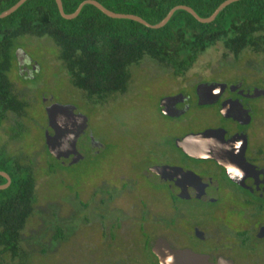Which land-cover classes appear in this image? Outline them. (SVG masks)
Returning <instances> with one entry per match:
<instances>
[{"label": "flooded vegetation", "instance_id": "flooded-vegetation-1", "mask_svg": "<svg viewBox=\"0 0 264 264\" xmlns=\"http://www.w3.org/2000/svg\"><path fill=\"white\" fill-rule=\"evenodd\" d=\"M263 50L245 49L239 55L224 50L239 64L217 65L193 77H188L193 67L175 74L160 64L164 73L147 74L130 97L132 67L126 91L119 83L104 102L98 94L87 96L61 69L56 72L61 96L75 99L85 111L44 93L45 151L47 108L54 104L74 106V113L86 116L91 128L108 119L113 125L109 136L118 137L109 143L96 138L102 147L89 145L90 154L77 164L98 157L100 169L78 188L72 189L66 177L82 223L75 222L71 232L58 223L55 242L72 240L73 262L161 264L155 249L167 245L203 255L214 264H264V72L245 64L251 53ZM29 68L35 77L28 71L26 78L19 75L39 78L40 71ZM213 82L228 85L216 89ZM121 98L130 101L115 106ZM26 99L32 108L38 102L32 91ZM132 115L135 126L129 120ZM219 143L229 145L235 166L230 173L216 158L213 148Z\"/></svg>", "mask_w": 264, "mask_h": 264}, {"label": "trees", "instance_id": "trees-1", "mask_svg": "<svg viewBox=\"0 0 264 264\" xmlns=\"http://www.w3.org/2000/svg\"><path fill=\"white\" fill-rule=\"evenodd\" d=\"M18 1L0 0V14ZM83 1L62 0L65 13L75 12ZM96 1L115 12L138 15L154 25L175 6H190L207 18L226 0ZM25 36L52 40L75 86L87 96L98 94L104 102L116 91L113 86L120 83V90L126 91L131 68L145 59L168 65L175 74H182L196 64L201 54L219 43L236 55L245 49H263L264 0L236 1L210 23L199 22L186 10L178 9L161 28L111 18L92 4H85L77 17L65 19L56 0H27L0 20V123L9 115L25 118L32 108L9 75L18 66L16 52L20 48L16 41ZM11 131L10 141L14 142L26 129L13 127ZM8 145L0 142V171L11 177L9 187L0 189V256L26 264L22 234L35 212L37 176L29 155H19ZM51 158V172L66 168ZM6 182L0 175V185Z\"/></svg>", "mask_w": 264, "mask_h": 264}, {"label": "rangeland", "instance_id": "rangeland-1", "mask_svg": "<svg viewBox=\"0 0 264 264\" xmlns=\"http://www.w3.org/2000/svg\"><path fill=\"white\" fill-rule=\"evenodd\" d=\"M16 44L40 67V76L35 80H26L15 69L10 72V79L15 84L16 90L21 92L24 98H27L32 91L33 96L38 99V102L33 108L28 110L27 117L17 119L15 116L9 115L0 124V142H7L9 149L19 155H29L34 163L37 176L35 212L28 221L22 234L21 245L26 257L25 261L26 264H83L73 262L74 259L71 257L73 248L72 240L59 245L55 242V227L60 223L68 227L69 232H71L75 222L77 224L82 223L78 213V200L69 194L68 185L71 182L72 189L75 190L78 188L94 169H100V159L98 157H92L88 161L77 165L67 166L63 169L58 168L55 172L49 170L50 164L53 161L44 148L45 136L42 131L46 127V115L41 105V98L45 93L46 96H54L55 100L59 102H71L76 106L80 105L73 98L62 97V93H59L58 88H56L58 84L56 72L59 69L63 71L67 79L69 77L62 61L58 57V48L52 40L25 36L17 40ZM238 62H234L233 57L226 54L222 44L219 43L199 56L196 64L189 71L188 77L208 73L210 69L217 65L233 66L239 64ZM245 64L254 72H264V50L258 55L251 53V57ZM165 70L166 68H163L159 63L149 59H145L139 65L133 66V93H130L131 95L129 94L130 97L133 96L138 84L143 81L147 74L155 76L159 73H164ZM152 79L154 80V78ZM39 86L41 87L38 89ZM75 97H80V94L75 95ZM121 101L129 102L130 98H121L114 105H118ZM34 104L35 101L33 102ZM140 106H146L145 102ZM79 108L85 111L83 107L80 106ZM140 111H142L141 108ZM145 112L149 114L148 110ZM129 120L131 125L135 126L133 115L131 117L129 116ZM21 124L22 127H20ZM13 127L26 129L24 135H20L17 144H11L10 142L11 129ZM112 127V123L107 119L104 124L94 122L92 123V128H89L90 133L95 138L109 143L112 142V139L117 141L118 138L109 136ZM113 132H115V129H113ZM91 161L93 162L91 163ZM66 177L70 178L71 181L69 182ZM84 196L81 195L83 200H85ZM72 256H74V250ZM0 264H19V261L2 255L0 256Z\"/></svg>", "mask_w": 264, "mask_h": 264}, {"label": "water", "instance_id": "water-1", "mask_svg": "<svg viewBox=\"0 0 264 264\" xmlns=\"http://www.w3.org/2000/svg\"><path fill=\"white\" fill-rule=\"evenodd\" d=\"M27 0H19L8 10L0 14V20L14 13L20 6H22ZM239 0H226L221 3L218 8L207 18L201 17L192 7L187 5H178L173 7L166 17L157 24H150L142 17L134 14L118 13L106 8L100 2L96 0L83 1L75 12L67 14L64 11L62 0H56L58 9L62 17L65 19H73L77 17L85 4H92L101 10L104 14L111 18L118 19H130L142 23L150 28H161L165 26L176 10L183 9L192 14L199 22L210 23L216 19L222 9L228 5ZM16 59L18 62L19 73L24 76V72L28 71L30 78L35 77L33 71L29 68V65L35 67V72L39 73L40 67L26 53L20 48L16 52ZM25 77V76H24ZM26 78V77H25ZM213 87L216 89H224L228 84L223 82H213ZM47 108V114L49 118V125L47 128V146L50 154H52L59 163L64 166H70L77 164L86 158L90 154L91 147H102L103 143L98 141L92 133H90L89 122L86 116L80 113H74L76 109L74 106L56 105ZM63 112L62 117H58V114ZM72 113V116H71ZM80 144L81 148L78 147ZM90 145V146H89ZM219 147H215L214 152L217 160L224 166H226L230 173L232 168L235 167L231 163L229 158V145L228 143H219ZM239 161H244V157L238 158ZM248 167V166H247ZM252 169V168H251ZM0 175L5 177L7 182L0 185V189H6L11 184V177L4 171H0ZM157 252L161 264H214L210 262L207 257L199 254H195L189 250H173L167 245H158L155 249ZM217 264H231L230 262L220 261Z\"/></svg>", "mask_w": 264, "mask_h": 264}]
</instances>
